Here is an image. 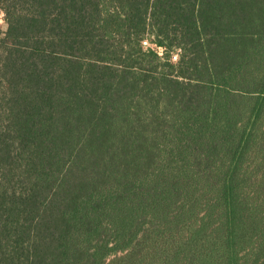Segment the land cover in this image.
<instances>
[{
    "label": "trees",
    "instance_id": "obj_1",
    "mask_svg": "<svg viewBox=\"0 0 264 264\" xmlns=\"http://www.w3.org/2000/svg\"><path fill=\"white\" fill-rule=\"evenodd\" d=\"M0 11V264H264V0Z\"/></svg>",
    "mask_w": 264,
    "mask_h": 264
},
{
    "label": "rangeland",
    "instance_id": "obj_2",
    "mask_svg": "<svg viewBox=\"0 0 264 264\" xmlns=\"http://www.w3.org/2000/svg\"><path fill=\"white\" fill-rule=\"evenodd\" d=\"M0 28L3 29V30L6 29V25L3 22V14H2L1 11H0ZM145 46H149V45L148 44H145ZM175 55H177V54H174V56ZM174 56H173V61H177L178 60V57H177V59H175Z\"/></svg>",
    "mask_w": 264,
    "mask_h": 264
},
{
    "label": "built area",
    "instance_id": "obj_3",
    "mask_svg": "<svg viewBox=\"0 0 264 264\" xmlns=\"http://www.w3.org/2000/svg\"><path fill=\"white\" fill-rule=\"evenodd\" d=\"M144 44H148V42L145 41ZM177 57H178L177 55L174 56L175 59H177Z\"/></svg>",
    "mask_w": 264,
    "mask_h": 264
},
{
    "label": "crops",
    "instance_id": "obj_4",
    "mask_svg": "<svg viewBox=\"0 0 264 264\" xmlns=\"http://www.w3.org/2000/svg\"><path fill=\"white\" fill-rule=\"evenodd\" d=\"M178 56V55H177Z\"/></svg>",
    "mask_w": 264,
    "mask_h": 264
}]
</instances>
